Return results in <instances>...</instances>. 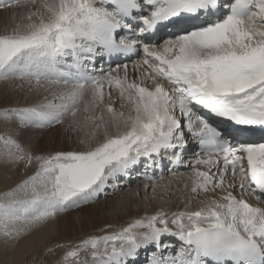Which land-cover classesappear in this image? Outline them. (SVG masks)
I'll use <instances>...</instances> for the list:
<instances>
[{"label": "snow or ice", "instance_id": "6c2138e0", "mask_svg": "<svg viewBox=\"0 0 264 264\" xmlns=\"http://www.w3.org/2000/svg\"><path fill=\"white\" fill-rule=\"evenodd\" d=\"M14 6L27 8V22L0 34V81L47 88L52 99L0 112V120L49 128L82 110L94 143L33 156L0 136L7 158L37 165L0 193V237L19 240L91 203L142 158L149 167L164 156L181 164L186 130L199 146L187 165L190 199L219 191V200L88 237L63 264H88L81 253L91 264H137L142 248L150 252L147 264H264V135L252 138L264 133V0H0V9ZM139 53L134 79L126 63L122 75L119 63L97 70L98 58ZM165 235L182 242L167 255Z\"/></svg>", "mask_w": 264, "mask_h": 264}, {"label": "bare ground", "instance_id": "6f19581e", "mask_svg": "<svg viewBox=\"0 0 264 264\" xmlns=\"http://www.w3.org/2000/svg\"><path fill=\"white\" fill-rule=\"evenodd\" d=\"M24 10L26 11L25 13L27 15V8H24ZM26 22V20L23 21V23ZM142 56L143 53H141L136 60L141 59ZM133 62L127 64L129 79H134L137 75V71L133 67ZM124 70L125 69L123 68V66L120 67L121 75L123 74ZM148 86L151 87V84L149 83ZM16 91H19V93H21L20 96H23L25 94V96H27L28 94H30L28 96L30 98H34L37 93L39 94L41 92V96H43V99L45 97H47L49 100L52 99V92L47 88L33 90L29 93V86L26 83L21 87L20 81L0 82V98L2 96H7L8 99L12 98V96H16ZM41 99L42 98H40V101ZM89 99L90 96L86 99V101ZM114 100H117V102L115 103ZM43 101H41L40 104L43 103ZM111 101L114 102V106L117 111H120L122 102L119 99L118 92L115 90L112 92ZM109 102L108 91L107 89H105V104ZM36 104L39 103L36 102ZM0 105L3 104H1L0 102ZM96 111L99 112V109H97ZM124 111L127 113V109H124ZM79 114L82 115V119H79L81 125H77L82 126V128L78 127L80 128L79 130H73L72 127L69 128V130L65 133L67 135L66 139H68V132L72 131V134H69L71 135L72 144H70L72 145V147L66 150H62V144L61 142H59L57 145V150H47V153L41 155L53 154L58 151H81L86 149L90 145V143H94L90 139L93 132V126L85 122V114L82 110ZM72 118L73 117H71L70 119ZM76 118L78 119V117ZM76 118L73 119L76 120ZM1 123L0 130L2 131L5 129V127H8V125L12 124H8L7 121V126ZM13 126L14 125H12V127ZM99 138L102 139V135ZM81 141H84V143H81ZM186 148V154L184 157H182L183 162L180 164L181 167L176 173H169V170H167V167L165 166L170 164V158L168 156H164L162 158H157V162L154 164V166H160L163 168L162 178H156L154 175L149 174L154 166L149 167L142 158L141 162L138 165L129 170V175L118 176L114 180L109 179L106 186L97 193L99 196L98 202H93L92 204H89L87 207L83 208V210L89 209V211H91L88 216L76 218L74 220V223L69 226L66 225L67 222H61L63 220H66L69 213H61L55 220L49 222V224H47L46 226L33 229L26 235L22 236L19 240H5L3 237H1L4 239V244L2 245L3 247L0 248V251L2 252L1 254L6 255L8 252H10L19 255L18 258L12 260L13 262H16L23 256L34 252L35 250H39L40 248L47 246V244H52L53 242H65L67 244H70V247L68 246L70 249L73 245L80 243L82 240L87 239L88 237H102L104 235H109L115 231H119L122 227L127 226L128 223H131L134 220L142 219L146 216H152L157 213H166V218L170 219L173 213L182 211H195L201 207L207 206L209 203H211L212 199L219 200V191H217L216 193H212L211 191L207 194L201 193L199 196L190 199L191 194L189 189L191 187V168L187 165L195 158L196 152L195 147H193L191 143L187 144ZM34 151L36 152L37 149L34 148ZM35 152H32L33 156H37L38 154H40ZM39 152L42 151L40 150ZM27 153L29 152L27 151ZM0 157L2 158V160L0 161V193H3L15 187L18 183L34 174V172L36 171L37 165L35 161L31 165L26 167V162L23 160L13 162L9 158H7L5 150L2 151ZM201 170L206 169L201 168ZM118 192L119 194L111 196L114 193ZM234 195L237 196V198H240L241 194L239 191H235ZM244 199L248 200V202L251 204H256V201L250 196L245 195ZM97 207H100L101 213L95 212V208ZM77 211L78 210H76V212ZM79 211H81V209H79ZM72 213L74 212H71L70 214ZM95 223L96 225L94 226ZM169 227L173 228L174 230V227L172 225ZM87 230L88 232H86ZM162 240L165 244L169 245L168 249L164 253L165 255L177 250L182 243L178 238L168 235H165ZM7 247H9V250L7 249ZM15 248L17 250H15ZM152 250H155L154 246L152 247ZM85 256H83L84 259L82 257V260L86 259L88 260V264H91L90 257H88L87 255ZM149 258L150 252L145 251L142 248L139 252L137 264H147Z\"/></svg>", "mask_w": 264, "mask_h": 264}, {"label": "rangeland", "instance_id": "374dc122", "mask_svg": "<svg viewBox=\"0 0 264 264\" xmlns=\"http://www.w3.org/2000/svg\"><path fill=\"white\" fill-rule=\"evenodd\" d=\"M21 7L22 6H14V7L0 9V34H3L6 30H10L13 27H15L17 24L23 23V21H25V19H24L26 16V13H25L26 11L24 10L25 7H22L23 9ZM0 82H6V81H0ZM30 92L31 91H29V93ZM15 94H16V96H12V98H9V99L7 98V96H2L0 98V102H1V104H3V105H0V112H3V110L5 111V110H12V109L31 108V107L39 105L40 102L43 100H44L43 102H45V98L43 99V96H41L42 95L41 92L39 94L37 93L36 94L37 96L35 95L34 98L28 97L30 95L28 93H27L28 94L27 96H25L26 94L23 96H20L21 93H19V91H16ZM40 98H42L41 101H40ZM87 98H89V96H86L85 100ZM36 102L39 104H36ZM114 102L116 103L117 100H114ZM1 106H3V107H1ZM81 106L83 108V103L81 104ZM79 113H81V112H79ZM97 113H99V112H97ZM69 116L64 118V121L62 124H57V125H54V126L49 127V128L20 127L19 122L16 121L15 119H13L11 121H7L8 124L12 123V124H10L11 125L10 126V125L6 124V121L3 122V120H0V123L2 122L6 126L8 125V127H5V129L3 128L4 129L3 131L0 130V136L11 137V138L15 139L22 146V148L25 150L26 153H27V151L31 154H32V152L34 153L35 152L34 148L37 149V151H38V152L36 151L35 153H40L38 155L47 153L46 152L47 150L54 151V150H57V145L59 142H61V144H62L61 149L66 150V149H69L72 147L71 135H69L72 131L68 132V139H66L67 135L65 133L69 130V128H72V127H73V130H75V129L79 130L80 128H82V126H79V125H81L80 122L79 123L75 122V121H79V119H82L81 118L82 115H80V114L77 115L78 119L76 118V120L73 118L70 119L71 116H70V118H69ZM77 124H79V125H77ZM12 125H14V126L12 127ZM75 125H76V127H75ZM78 127H80V128H78ZM2 148H4V147L2 144H0V154L2 153L3 150H5ZM40 150L42 152H39ZM1 160H2V158L0 157V161ZM117 194H119V192L114 193L111 196H115ZM98 197L99 196L97 194L96 198L91 203L84 204L79 208H72V209L68 210L67 212H65L64 214L69 213L68 217L66 218V220H63L61 222H67L66 225L71 226L74 223V220L76 218L88 216L91 213V211H89V209L83 210V208L87 207L89 204H92L93 202L94 203L98 202ZM79 209H81V211H79ZM76 210H78V211L76 212ZM71 212H74V213L70 214ZM95 212L99 213L100 207L95 208ZM95 225H96V223L94 224V226ZM169 226H171V225H169ZM86 232H88V230ZM57 243L58 242H53L52 244H47V246H44V247L40 248L39 250H35L34 252H31V253L23 256L21 259L17 260L16 262L15 261L13 262L12 260L18 258L19 255H16V254H13L10 252H8L6 255L5 254L2 255L1 254L2 252L0 251V257H2V258H0V264H63L62 258L65 255V253L69 250L70 244H67L65 242H61V243L59 242L58 244ZM3 244H4V239L0 237V248L3 247L2 246ZM57 245H64V247H57ZM152 247L153 246H151V248ZM7 249L9 250V247H7ZM15 250H17V249L15 248ZM85 255L86 254L81 253L80 258L82 259V257ZM3 256H5V257H3ZM83 259H84V257H83ZM143 260H145V259H143ZM90 261H91V258H90Z\"/></svg>", "mask_w": 264, "mask_h": 264}]
</instances>
